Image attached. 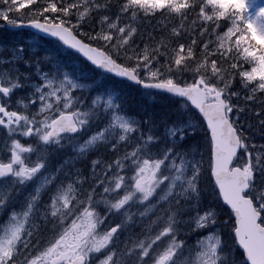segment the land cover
<instances>
[{
    "label": "snow or ice",
    "instance_id": "obj_1",
    "mask_svg": "<svg viewBox=\"0 0 264 264\" xmlns=\"http://www.w3.org/2000/svg\"><path fill=\"white\" fill-rule=\"evenodd\" d=\"M260 186L264 0H0V264H264Z\"/></svg>",
    "mask_w": 264,
    "mask_h": 264
},
{
    "label": "rangeland",
    "instance_id": "obj_2",
    "mask_svg": "<svg viewBox=\"0 0 264 264\" xmlns=\"http://www.w3.org/2000/svg\"><path fill=\"white\" fill-rule=\"evenodd\" d=\"M257 2H259V0H257ZM11 39V37H9ZM16 39H20V42L21 43H31V37H28V36H17L15 37ZM259 187L257 188V191H259Z\"/></svg>",
    "mask_w": 264,
    "mask_h": 264
},
{
    "label": "clouds",
    "instance_id": "obj_3",
    "mask_svg": "<svg viewBox=\"0 0 264 264\" xmlns=\"http://www.w3.org/2000/svg\"><path fill=\"white\" fill-rule=\"evenodd\" d=\"M257 196H262L264 197V187H261L259 189V191L256 190V193H255Z\"/></svg>",
    "mask_w": 264,
    "mask_h": 264
},
{
    "label": "trees",
    "instance_id": "obj_4",
    "mask_svg": "<svg viewBox=\"0 0 264 264\" xmlns=\"http://www.w3.org/2000/svg\"><path fill=\"white\" fill-rule=\"evenodd\" d=\"M145 102H146V103L148 102L147 99L145 100ZM156 103H157V104H160L161 101L157 100ZM261 187H264V186H260L259 188H261Z\"/></svg>",
    "mask_w": 264,
    "mask_h": 264
},
{
    "label": "water",
    "instance_id": "obj_5",
    "mask_svg": "<svg viewBox=\"0 0 264 264\" xmlns=\"http://www.w3.org/2000/svg\"><path fill=\"white\" fill-rule=\"evenodd\" d=\"M30 30H33V29H30ZM35 31V30H34Z\"/></svg>",
    "mask_w": 264,
    "mask_h": 264
},
{
    "label": "bare ground",
    "instance_id": "obj_6",
    "mask_svg": "<svg viewBox=\"0 0 264 264\" xmlns=\"http://www.w3.org/2000/svg\"><path fill=\"white\" fill-rule=\"evenodd\" d=\"M10 39V38H9Z\"/></svg>",
    "mask_w": 264,
    "mask_h": 264
}]
</instances>
